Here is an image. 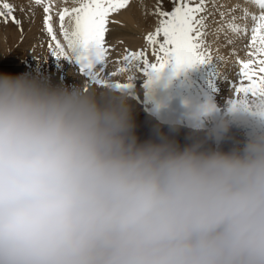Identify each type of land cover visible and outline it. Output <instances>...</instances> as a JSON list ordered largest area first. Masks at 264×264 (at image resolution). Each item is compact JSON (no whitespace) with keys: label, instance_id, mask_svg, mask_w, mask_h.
I'll use <instances>...</instances> for the list:
<instances>
[{"label":"rangeland","instance_id":"1","mask_svg":"<svg viewBox=\"0 0 264 264\" xmlns=\"http://www.w3.org/2000/svg\"><path fill=\"white\" fill-rule=\"evenodd\" d=\"M155 1L147 0L151 11ZM29 5L36 8L33 3ZM207 11L204 4L188 15L204 16ZM179 13H183L182 5ZM30 20L26 19V38L21 45L19 31L11 24L10 33L0 24L1 36L5 31L6 39L12 38L7 51L0 55V103L12 104L5 111L10 110L14 121L27 123L33 130L36 115L46 103L33 97L29 85L23 86L17 79L22 72L20 59L34 53L27 51L36 41L39 25H28ZM252 24L248 22L249 28ZM144 25L154 31L152 40L160 39V56L175 57L165 64L167 69L177 68L178 63L181 66L192 54L195 60L189 62L190 67L209 63L211 67L206 70L216 75L225 92L226 83L219 76L240 78L235 61L248 50L246 33L234 47L225 41L227 52L236 59L228 68L224 62L217 67L210 61L211 56L204 55L205 47L198 50L201 57L192 51L193 43H203L207 33L200 21L187 27L180 22L186 35L183 44L182 35L171 32L172 17L163 19L150 12ZM164 34H172L179 45L176 51L163 41ZM62 42L55 47L60 46V57L68 61ZM147 45L144 39L146 60L156 59ZM40 54L39 50L33 58ZM71 72H67L68 78ZM41 75L46 77L47 70ZM33 81L32 85L41 89L40 78ZM245 82L254 96L264 88V78ZM46 85L58 93L50 83ZM140 88L135 90L139 96L148 93ZM102 92L92 89L82 97L83 102L63 128L28 134L16 143L19 146L9 145L8 138L14 134L0 124V139L9 149L0 159V264H264V224L248 222L221 187L229 182L238 191L250 178L254 179L253 187L264 189L263 154H255L258 148L264 151V146L253 143L250 157L244 159L249 166L246 172L237 156H242L241 144L248 147L249 143L239 131L224 129L221 148L213 149L208 133H181L177 131L180 127L161 126L132 100L116 106L114 99ZM259 101L262 104L264 100ZM120 106L122 110L117 109ZM30 108L34 112L27 113ZM7 124L5 119L4 126ZM246 139L251 140L249 136ZM259 139L264 137L259 134ZM217 152L222 163L215 158ZM164 157L200 173H214L221 166L224 183L221 177L214 180L210 174L199 179L175 177L160 164ZM171 182L177 183L168 189Z\"/></svg>","mask_w":264,"mask_h":264},{"label":"bare ground","instance_id":"2","mask_svg":"<svg viewBox=\"0 0 264 264\" xmlns=\"http://www.w3.org/2000/svg\"><path fill=\"white\" fill-rule=\"evenodd\" d=\"M21 1H26V0H21ZM138 2L139 3H131L125 10H120L119 12L116 13L115 19L120 20V22H122L124 25L123 26H115V25L112 26L111 31L108 33V37L112 41V44H117L118 42L124 41L127 46L133 49L140 48L139 44L143 42V45L141 48L143 49V51L144 50L147 51V49H145V46H144V37L142 36V33H144V35L148 36L149 38L151 37L153 38L154 36L153 34L154 31H151L148 27L144 25L145 17L147 16V14L151 12V10L148 8L147 0H138ZM212 2L213 4H208L209 5L208 7L206 5V9L208 11L206 12L204 16L200 14L199 16L192 17L188 14L182 13L181 16L183 17V20L181 22L183 26L187 27L198 20L200 21L204 31H207L204 37L205 38L204 42L203 43L201 42L202 44L201 43L195 44L192 42L194 44V48L192 51L195 53V55H197L198 57H201V55L198 54V50L201 47H205L204 55L207 54L208 56H211L210 61H212L217 67H218L219 62H224L225 65L228 68H230L233 65L232 62L236 60L234 57H236L238 53L236 52V55L234 54L235 56L233 57L234 58L233 60L229 54L230 51L229 53L227 52L228 49H226L227 44L225 41H227L231 47H234L236 42H238L239 40H242V38H245V32L249 28L248 22L249 21L253 22L252 16L254 13V9L251 7L250 4H241L237 0H212ZM41 4L44 6L46 4V0H41ZM210 6H211V11H209ZM222 13H227L226 21L223 19ZM6 29H9L11 33L12 25L8 24L6 26ZM2 31L3 30H0V33ZM2 36H5V37H2ZM2 36H1L2 38L0 37V55H2L3 53L7 51L9 41L12 39V38L11 39L8 38L9 41L6 39L5 31H4V35L2 34ZM60 38H61V41L59 42H62L63 40L62 36H60ZM162 39L165 42H170L173 45L174 51H176L179 48V45L176 43L172 34H164L162 35ZM58 47L59 49H61L60 46ZM55 48L56 47L54 46L53 48L54 52H58V49L57 48L55 49ZM238 52H239V49H238ZM241 54H240V57L244 56ZM231 55L233 56V53ZM163 58L167 60L164 64H161L156 59L147 60L150 66H152L153 68H156L157 71H159V73L154 74V76H157V77H161V76L163 77V75L165 76L166 73H168L167 70L169 69V68L168 69L166 68L165 64L171 60H175V57L163 56ZM186 60L188 63L189 62L194 63L195 57H193L192 54L191 55L188 54L186 57ZM197 60L198 59L196 58V61ZM205 60L207 59L205 58ZM197 62H200V61H197ZM205 63L203 64L205 65ZM141 65H142L141 62L134 63L132 67L130 68V70L124 75L128 78H134L135 81L139 80V78L141 77V74L139 72L140 69H142ZM170 72H171V69H170ZM70 75L72 79L73 77H75L74 79L75 81H80V78L75 76L72 72L70 73ZM247 80L252 81L251 79H247ZM139 82L142 83L143 81H139ZM139 82L137 83L140 85ZM160 83L162 82L158 81L156 86L160 85ZM152 84L154 83L152 82ZM137 87H140V86H137ZM101 91H103L102 93L105 92V95L108 96V99L112 97L115 101L116 106L118 104L123 105V104L128 103V99L126 98L120 97L114 93H109L105 90H101ZM257 91L258 90H256V92ZM97 93H98V90H97ZM129 102L131 103V101ZM122 107L123 106H120L117 109L120 108V110H122L121 109ZM127 107L128 105L124 106V108H126L125 110H127ZM177 129H178L177 131H180L181 133L182 131L186 132V130L184 129H180V128H177Z\"/></svg>","mask_w":264,"mask_h":264}]
</instances>
